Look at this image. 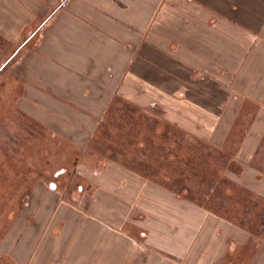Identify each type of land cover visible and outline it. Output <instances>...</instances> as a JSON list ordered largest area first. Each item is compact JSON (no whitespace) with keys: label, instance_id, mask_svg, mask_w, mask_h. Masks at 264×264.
I'll return each mask as SVG.
<instances>
[{"label":"crops","instance_id":"1","mask_svg":"<svg viewBox=\"0 0 264 264\" xmlns=\"http://www.w3.org/2000/svg\"><path fill=\"white\" fill-rule=\"evenodd\" d=\"M28 30L0 72L15 58L14 79L47 85L42 114L103 116L118 95L136 108L159 107L164 132L180 133V143L186 131L239 132L229 162L242 170L225 178L264 200V0H0V42L18 43ZM74 89L82 104L73 105ZM96 129L51 127L77 147L86 140L73 133L88 138ZM106 164L76 202L35 189L33 221L7 232L1 254L12 264H264V233L254 240L231 220ZM250 243L256 255L233 261Z\"/></svg>","mask_w":264,"mask_h":264},{"label":"rangeland","instance_id":"2","mask_svg":"<svg viewBox=\"0 0 264 264\" xmlns=\"http://www.w3.org/2000/svg\"><path fill=\"white\" fill-rule=\"evenodd\" d=\"M30 32H24L13 45L0 42V65ZM14 63L15 58L0 72V264H12L6 254H1L7 232L16 229L18 223L22 225L23 220L33 221L31 203L35 189H50L64 200L76 202L88 189L92 175L102 172L108 166L106 162L112 160L166 187L178 199L231 220L254 240L264 233V200L243 189L236 179L225 178L231 171L240 175L242 170L241 165L229 162L236 152L239 132H217L211 137L201 131L199 137H192V132L186 131L184 142L180 143V133L171 128L164 132L159 107L152 104L147 110L136 108L118 95L103 116L77 115L70 109L74 115L42 114L50 107L47 85L40 89L39 84L27 79H14ZM35 87L41 90L37 94L46 99L28 97ZM73 97V105L82 104L75 89ZM85 102L86 107L90 105ZM34 105L42 109L34 110ZM192 117H185L188 124L193 122ZM200 120L208 124L204 117ZM63 123H91L97 129L88 138L84 132L73 133L72 140H86L84 147H77L76 143L72 146L54 137L51 127ZM209 138L216 144L221 141V148L209 146ZM262 167L258 164V169ZM251 243L240 248L233 261L238 256L241 261L253 258L258 246Z\"/></svg>","mask_w":264,"mask_h":264},{"label":"snow or ice","instance_id":"3","mask_svg":"<svg viewBox=\"0 0 264 264\" xmlns=\"http://www.w3.org/2000/svg\"><path fill=\"white\" fill-rule=\"evenodd\" d=\"M57 175H59V173H57Z\"/></svg>","mask_w":264,"mask_h":264}]
</instances>
